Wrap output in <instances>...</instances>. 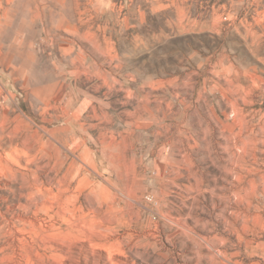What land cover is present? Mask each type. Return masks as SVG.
<instances>
[{"label":"rangeland","instance_id":"rangeland-1","mask_svg":"<svg viewBox=\"0 0 264 264\" xmlns=\"http://www.w3.org/2000/svg\"><path fill=\"white\" fill-rule=\"evenodd\" d=\"M0 264H264V0H0Z\"/></svg>","mask_w":264,"mask_h":264},{"label":"bare ground","instance_id":"bare-ground-1","mask_svg":"<svg viewBox=\"0 0 264 264\" xmlns=\"http://www.w3.org/2000/svg\"><path fill=\"white\" fill-rule=\"evenodd\" d=\"M7 1H10V0H7ZM13 1H14V0H13ZM13 3H14V2H13ZM31 6H32V5H31ZM30 8H31V7H30ZM221 253H222V252H221ZM221 255H222V254H221ZM224 255H225V254H224ZM224 255H223V256H224ZM224 257H225V256H224ZM226 257H227V256H226ZM223 259H224V258H223ZM226 260H227V259H226ZM221 261H222V260H221ZM230 261H231V260H230ZM220 263H221V262H220ZM223 263H224V262H223Z\"/></svg>","mask_w":264,"mask_h":264}]
</instances>
